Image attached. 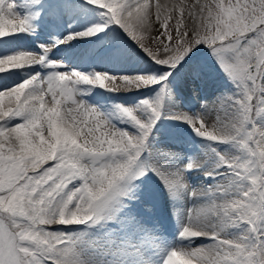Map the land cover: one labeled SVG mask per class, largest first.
I'll list each match as a JSON object with an SVG mask.
<instances>
[{
    "label": "snow or ice",
    "instance_id": "obj_1",
    "mask_svg": "<svg viewBox=\"0 0 264 264\" xmlns=\"http://www.w3.org/2000/svg\"><path fill=\"white\" fill-rule=\"evenodd\" d=\"M87 4L102 21L13 51L21 34L61 23L75 0L46 16L42 0H24L26 14L0 0V77L9 76L0 83V264H264V0ZM113 29L158 71L85 72L53 58L61 44ZM202 45L232 88L185 111L173 84L184 68L202 77L193 61ZM84 85L155 92L116 105L114 116L86 98ZM165 117L188 124L209 151L182 162L183 153L157 147ZM209 159L203 175L212 183L194 186L189 173ZM149 173L167 191L170 214L143 191Z\"/></svg>",
    "mask_w": 264,
    "mask_h": 264
},
{
    "label": "rangeland",
    "instance_id": "obj_2",
    "mask_svg": "<svg viewBox=\"0 0 264 264\" xmlns=\"http://www.w3.org/2000/svg\"><path fill=\"white\" fill-rule=\"evenodd\" d=\"M15 2L18 3V9L22 14H26L31 10L30 8L24 7V0H15ZM42 2L45 5V9L42 11L46 16L50 9L60 5L61 0H42ZM155 2L156 0H152V3ZM160 2L163 3L165 0H160ZM102 20L103 17L100 15V12L94 6L88 5L87 0H75L74 10L64 15L61 23L56 25L46 24L38 31V35L35 37H27L21 34L23 38L13 42L10 50L15 51L20 48H27L35 51L38 50L37 46L41 43H54L57 39H62L66 36L68 32L83 30L90 24ZM109 45H116L120 48L121 56L119 58L112 59L87 55L96 48ZM200 50L202 56L194 57L193 61L204 66L202 77L198 80H192L187 74L188 69L184 68L179 70V74L176 76L173 84L174 90L177 92L180 100V107L185 111L194 112L200 108L198 105H189V99H196L195 101H197V98L204 96L207 98V101H214L222 93L232 88V85L220 70L219 65L212 57L207 46L202 45ZM76 55H80L81 60L79 58L74 59L77 58ZM121 57H130L129 61L132 60V62H124L125 65L122 68L121 66L123 65H119L118 63V61L121 62ZM53 58L64 59L68 68H77L85 72H90L95 69L99 72H111L114 75H122L139 71H158V67L148 61V58L141 50L116 29H113L106 35H102L100 39L95 37L82 40L77 39L67 45L61 44L58 49L53 50ZM136 61L139 63L141 61L144 62L142 68L140 66V70L139 67L134 68V65H137ZM193 61H189V64ZM116 65H118L119 69L116 68ZM14 78L18 81L23 77L20 72H16ZM6 81H9V76L0 77V83ZM82 87L88 90L86 97L88 100L92 103H99L110 115L114 116L116 115V105L121 103L135 104L144 96H151L155 92V89L111 92L104 88L88 85ZM116 118L118 119V116ZM155 139L157 147L183 153L182 162H186L192 157H202L203 154L209 151L211 146L208 141L198 137L188 124L179 120H170L166 117L158 125ZM212 163L213 160L209 159L205 163L204 168L189 173V179L194 186H199L202 183H212V178L206 179L203 175L204 169ZM142 189L146 194L151 195L160 202L164 214L171 213L172 202L169 200L168 193L163 184L154 174L149 173L144 178ZM172 230L173 232L179 231L175 221L173 222Z\"/></svg>",
    "mask_w": 264,
    "mask_h": 264
},
{
    "label": "bare ground",
    "instance_id": "obj_3",
    "mask_svg": "<svg viewBox=\"0 0 264 264\" xmlns=\"http://www.w3.org/2000/svg\"><path fill=\"white\" fill-rule=\"evenodd\" d=\"M76 57L77 58H74V59H78L79 58V60H81L80 59V55H76ZM135 57V56H134ZM129 58L130 57H121V62H119L118 61V63H119V65H123V66H121L122 68H124V62L126 63V62H132V60L131 61H129ZM131 59H133V57H131ZM77 61V60H76ZM139 61V60H138ZM111 62V61H110ZM137 62V61H136ZM134 63V62H133ZM143 64H144V62L143 61H141L140 63L139 62H137V65H136V67H139V70H140V66H141V68H142V66H143ZM128 67H130V66H128ZM112 68V67H111ZM116 68L117 69H119V67H118V65H116ZM133 68V67H132ZM220 84V83H219ZM218 84V85H219ZM205 100H207V98L206 97H201V98H199L198 99V102H197V104H196V106L198 105L199 107L201 106V103L203 102V101H205ZM211 100V99H210ZM189 102V101H188ZM193 106H195V105H193ZM203 177V176H202ZM202 181V180H201Z\"/></svg>",
    "mask_w": 264,
    "mask_h": 264
}]
</instances>
